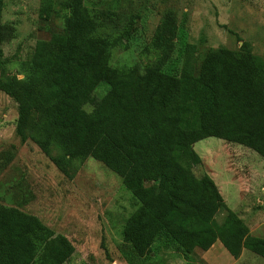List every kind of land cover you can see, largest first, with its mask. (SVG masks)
Masks as SVG:
<instances>
[{
	"label": "trees",
	"instance_id": "obj_1",
	"mask_svg": "<svg viewBox=\"0 0 264 264\" xmlns=\"http://www.w3.org/2000/svg\"><path fill=\"white\" fill-rule=\"evenodd\" d=\"M2 9L0 0V72L8 36ZM64 9L63 31L36 44L22 64L23 79H0V92L37 118L32 141L47 156L58 145L62 156L50 160L64 176L72 161L91 158L121 178L138 202L122 234L137 256L163 239L190 255L218 241L234 259L244 249L264 259V239L226 210L210 178L193 173L201 163L193 146L207 138L264 160V59L242 42L238 52L208 51L191 69L197 47L175 30L150 66L117 69L112 51L128 50L135 28L97 35L81 0H67ZM40 12L49 19L53 0H43ZM74 252L37 217L0 205V264H64Z\"/></svg>",
	"mask_w": 264,
	"mask_h": 264
},
{
	"label": "rangeland",
	"instance_id": "obj_2",
	"mask_svg": "<svg viewBox=\"0 0 264 264\" xmlns=\"http://www.w3.org/2000/svg\"><path fill=\"white\" fill-rule=\"evenodd\" d=\"M66 1L53 0V12L45 19L40 14L43 0H2L1 22L8 36L2 44L6 63L1 80L21 81L22 64L36 44H50L52 33L63 31ZM81 2L97 35H117L130 24L135 28L129 49L112 51L110 63L117 69L150 66L175 30L177 39L197 47L191 69L199 67L208 51L238 52L242 42L264 59V0ZM171 58L177 59V52ZM184 60L179 59V67ZM36 125L35 116L22 114L15 101L0 92V205L35 216L67 238L75 252L64 264H264L263 258L246 249L234 259L218 241L207 251L196 249L190 255L161 239L149 254L137 256L122 234L138 202L121 178L91 158L72 161L69 177L64 176L50 160L62 156L58 145L53 144L47 156L32 141ZM193 149L201 159L194 175L210 178L226 210L244 223L251 236L264 239V160L216 138L201 140ZM223 214L216 219L220 221Z\"/></svg>",
	"mask_w": 264,
	"mask_h": 264
}]
</instances>
